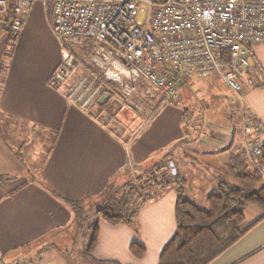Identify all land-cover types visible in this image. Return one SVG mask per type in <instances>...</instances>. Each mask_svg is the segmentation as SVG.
Listing matches in <instances>:
<instances>
[{"label":"crops","instance_id":"obj_1","mask_svg":"<svg viewBox=\"0 0 264 264\" xmlns=\"http://www.w3.org/2000/svg\"><path fill=\"white\" fill-rule=\"evenodd\" d=\"M248 55L255 83L245 88L243 103L260 121L263 143L264 42L251 45ZM59 62L50 14L41 2L33 3L12 43L0 21V175L8 177L0 181V264L76 263L57 245L68 239L70 250H75L73 213L65 200L96 198L108 184H121L124 174L149 168L165 155L186 179L184 195L193 196L189 185L196 170L189 165L193 163V155H186L189 151L216 158L214 169L205 165L197 170L212 177L214 190L221 178L215 174L229 176L226 164L240 148L239 110L225 113L228 124L223 134L215 128L207 130L217 137L216 143L197 137L183 141L186 129L176 105L161 107L142 125L137 117L127 133L119 135L92 112L68 102L52 85L50 77ZM156 188L158 193L132 223L99 221L95 258L157 264L175 230L176 192L170 185ZM260 214L256 206H248L246 223ZM132 242L144 246L142 256L132 253ZM50 249H54L50 260L42 259ZM208 264H264V216Z\"/></svg>","mask_w":264,"mask_h":264},{"label":"built area","instance_id":"obj_2","mask_svg":"<svg viewBox=\"0 0 264 264\" xmlns=\"http://www.w3.org/2000/svg\"><path fill=\"white\" fill-rule=\"evenodd\" d=\"M36 1L50 14L59 46L50 82L68 102L90 112L105 92L106 114L126 105L142 125L177 105L184 77L217 78L238 103L239 146L264 175L260 121L243 103L255 83L248 48L264 42V0H0V21L11 15L10 43Z\"/></svg>","mask_w":264,"mask_h":264},{"label":"trees","instance_id":"obj_3","mask_svg":"<svg viewBox=\"0 0 264 264\" xmlns=\"http://www.w3.org/2000/svg\"><path fill=\"white\" fill-rule=\"evenodd\" d=\"M10 17L3 20L7 34ZM170 161L168 155L161 160V165L165 162L163 165L166 166L167 177L160 180L156 177L147 178L145 181L147 187L170 185L176 192L175 230L163 245L157 264H208L264 216V175L250 166L243 149H237L231 154V161L226 164L230 179L218 178L215 189L206 197L205 207H201L184 197L186 179L176 168L175 174L171 173ZM259 161L264 166V142H261ZM7 178L0 175V181ZM124 186L110 183L96 198L65 200L73 213L70 225L74 230L73 236L84 240L77 253L80 261L76 260L73 264H120L116 260L93 256L99 221L105 220L111 224L132 223L140 208L154 197L151 192L142 195L133 186ZM250 205L256 206L261 214L247 224L245 212ZM130 250L137 257L145 252L144 246L137 242L130 244ZM63 254L66 258L70 257L66 249Z\"/></svg>","mask_w":264,"mask_h":264},{"label":"rangeland","instance_id":"obj_4","mask_svg":"<svg viewBox=\"0 0 264 264\" xmlns=\"http://www.w3.org/2000/svg\"><path fill=\"white\" fill-rule=\"evenodd\" d=\"M178 91L181 100L177 103V107L182 111V120L186 132L183 136V141L189 140L191 137L199 139H208L213 142H217V137L207 134L209 128H215L219 134H223L224 130L227 131L228 122L225 121V113L233 115L238 110V103L231 90L217 78H204L197 75L186 76L183 78V83L178 84ZM95 98V99H94ZM92 99L93 105H89L88 109L93 115L98 117L102 122H105L112 130L116 131L119 135L127 133V128L131 126V123L136 120L137 115L132 109L124 105V109L111 110L108 114L105 113L108 106H111V98H108L105 92H100ZM97 98V99H96ZM107 103V104H106ZM108 105V106H107ZM105 114L111 119L105 118ZM226 128V129H225ZM193 155L192 166H195V172L193 178L190 180V188L193 190V196L185 193L184 197L191 199L197 205L205 207V201L203 198L213 190L212 177L208 174H200L197 170H204L203 167L208 165L211 169L214 167L216 158L210 159L209 156L202 154H194L193 151H189L186 155ZM165 161V160H164ZM191 161V160H190ZM189 161V162H190ZM165 163V162H164ZM161 165V161L155 163L149 168L140 170L138 172H130L124 174L125 179L118 186H124L125 188L134 187L138 190L139 194H145L151 192L152 194L158 193L157 185L147 187L146 179L156 177L160 180L166 174V166ZM173 163V162H172ZM188 163V162H187ZM174 164V163H173ZM165 167V168H164ZM163 168V169H162ZM214 169V168H213ZM219 172V171H218ZM187 175V174H186ZM217 177L220 176L224 180H229L230 176L223 173H216ZM204 176V177H201ZM142 181L141 183L139 182ZM150 201V200H149ZM71 237V231L68 232ZM71 241V240H70ZM70 241L67 239L66 243H58V247L65 248L68 254L74 258V260L80 261L77 255L78 249L83 245V239L79 236L74 238L75 250H70ZM54 254V249L46 251L42 255V259L50 260Z\"/></svg>","mask_w":264,"mask_h":264},{"label":"water","instance_id":"obj_5","mask_svg":"<svg viewBox=\"0 0 264 264\" xmlns=\"http://www.w3.org/2000/svg\"><path fill=\"white\" fill-rule=\"evenodd\" d=\"M169 167H170V171L172 174H175L176 170H175V167L173 166V163L172 161L169 162Z\"/></svg>","mask_w":264,"mask_h":264}]
</instances>
